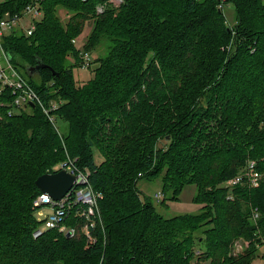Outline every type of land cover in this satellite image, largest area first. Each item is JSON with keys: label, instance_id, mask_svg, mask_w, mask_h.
I'll return each mask as SVG.
<instances>
[{"label": "trees", "instance_id": "obj_1", "mask_svg": "<svg viewBox=\"0 0 264 264\" xmlns=\"http://www.w3.org/2000/svg\"><path fill=\"white\" fill-rule=\"evenodd\" d=\"M31 1H1L0 17ZM39 3L32 34L14 30L3 43L41 99L61 101L54 114L67 131L38 105L11 116L0 106V264H264V0ZM222 3L235 9L232 25ZM88 21L81 49L107 51L78 84L75 40ZM38 61L45 66L28 75ZM68 158L101 193L99 218L86 235L72 210L73 237L45 228L34 237L43 224L35 180ZM249 158L258 186L224 185ZM158 175L170 199L195 185L199 212L165 218L141 198L137 180ZM237 239L247 245L236 250Z\"/></svg>", "mask_w": 264, "mask_h": 264}, {"label": "built area", "instance_id": "obj_2", "mask_svg": "<svg viewBox=\"0 0 264 264\" xmlns=\"http://www.w3.org/2000/svg\"><path fill=\"white\" fill-rule=\"evenodd\" d=\"M115 4H119L122 0H110ZM40 0H32L19 12H4L0 17V106L5 107L6 115H13V109L20 112L25 109L29 110L36 105L40 107L48 120L54 125L57 132H60L56 124V116L54 111L59 107L61 101L50 100L44 102L33 86L28 82L25 76L13 64L12 57L3 43V37L13 32L14 30H22L25 34L30 35L35 30L36 22L43 16ZM98 13L102 12L104 5L97 4L95 7ZM28 21L26 22V20ZM23 20L26 24L23 23ZM80 66L87 68L90 61V53L87 51L79 52ZM6 96H11V101L7 103L4 99ZM31 103L33 106H31ZM1 119V115H0ZM60 169L73 173L75 181L73 186L58 200L52 199L46 193H40L34 200V205L39 207L36 211L37 215H42L41 209L43 206H49L51 211L45 216L42 215L43 225L45 229L58 228L74 210L75 214L84 219L85 233L89 235L90 227L94 226L95 221L99 218L98 201L101 198V193L95 191L89 183L88 170L78 168L73 159H67L59 164ZM141 173H139L140 175ZM261 174L257 169V163L254 159L246 160L243 169L236 175L225 180L224 185L232 187L236 184H247L248 186H258ZM161 192H156L154 197L159 199ZM229 198H232L229 196ZM258 213L256 208L253 209V217L256 218ZM43 228H38L33 232V236L37 237L42 233ZM73 232L72 229L68 233ZM67 233V234H68ZM264 242V240H263ZM247 243L235 241L236 250L242 249Z\"/></svg>", "mask_w": 264, "mask_h": 264}, {"label": "rangeland", "instance_id": "obj_3", "mask_svg": "<svg viewBox=\"0 0 264 264\" xmlns=\"http://www.w3.org/2000/svg\"><path fill=\"white\" fill-rule=\"evenodd\" d=\"M1 1H3V0H0V2ZM222 5H223V7H222L223 13L227 19L226 21L228 22L229 25H232L235 22V16H236L235 9L230 3H224V4L222 3L220 6H222ZM59 15H60V17H62V19L64 21H65V18L67 19V17H66L67 13H65L64 10H59ZM24 20H26V18ZM24 20H23V23L26 24ZM27 21H28V19L26 20V22ZM91 26H92L91 21L86 22L82 32L76 37V40H75L76 48H79L80 50H82L81 48L83 47V43H84L88 33L91 30ZM106 51H107V48H106L105 44H103L100 47L92 50L90 52V57H91L90 67L83 68L78 64H76L75 66L72 67L73 76L76 79L78 84H82L92 77V75H93L92 70L97 65V62L94 61L95 57H97L99 55H101V56L104 55L106 53ZM15 59L20 62V60L17 57H15ZM70 62H72V56L68 55V57L66 59V64L67 63L69 64ZM19 70L25 76V78H28V76L24 72V70H22L21 68ZM31 111H32L31 109L27 110L28 113H31ZM13 113L18 114V113H20V111L17 109H13ZM56 124L59 127L60 133L62 136V133L67 131L66 130L67 129L66 123L61 119H57ZM165 140L166 139L160 140L159 145H161L162 143L165 144ZM93 154H94L95 162L99 163L103 159V157L100 155V153L98 152V150L95 147L93 148ZM58 164L59 163H57L54 167H56ZM136 187L138 188L140 197L141 198H149L151 200V202L153 203L156 211L165 218L173 217L176 215H182V214H195V213L199 212V210H200L201 204L199 202H195L193 199L195 196V193H196V187L193 184L185 185L181 189V191L179 192L178 197L176 199H170L169 198L170 197V191L162 192L163 191L162 190V181H161L160 175L155 176V177L142 176L137 180ZM156 192H161V196L159 199H156L154 197V194ZM50 211H51V209L49 208V206H43L41 209V213L43 216H45ZM42 215H37L38 219H42L43 218ZM41 226H42V228H45L43 224ZM70 229H72L73 232L68 233V231H70ZM54 230L58 234H61V235L66 236V237H73L74 233H75L74 226L67 224L65 220L58 228H56ZM83 231L85 232L84 226H83ZM237 240H239L238 242L243 244V242L240 241V239H237ZM198 247H199V245H198ZM262 263H263V261L259 257H256L252 264H262ZM192 264H195L194 259L192 260Z\"/></svg>", "mask_w": 264, "mask_h": 264}, {"label": "water", "instance_id": "obj_4", "mask_svg": "<svg viewBox=\"0 0 264 264\" xmlns=\"http://www.w3.org/2000/svg\"><path fill=\"white\" fill-rule=\"evenodd\" d=\"M45 65L38 61L33 66H26L25 71L28 75L34 76L39 68ZM55 73V72H53ZM31 106L33 104L31 103ZM75 175L66 171L65 169H59L54 172H46L38 176L35 180L36 186L41 193L48 194L52 199H60L74 184Z\"/></svg>", "mask_w": 264, "mask_h": 264}]
</instances>
